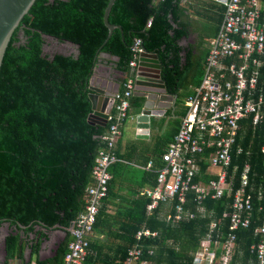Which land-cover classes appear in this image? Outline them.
I'll use <instances>...</instances> for the list:
<instances>
[{"label": "trees", "instance_id": "obj_1", "mask_svg": "<svg viewBox=\"0 0 264 264\" xmlns=\"http://www.w3.org/2000/svg\"><path fill=\"white\" fill-rule=\"evenodd\" d=\"M109 1L36 0L7 47L0 69V233L7 227L3 264L22 259L25 246L31 243L38 250L55 229L63 230L67 240L52 259L37 264H64L70 229L85 209L101 136L108 128L88 120L93 110L89 86L101 54L116 57L118 70L128 73L135 41L140 39L146 52L158 56L169 93L185 102L201 83L206 55L181 45L190 32L186 14L194 9V14L204 16L201 10L184 6L185 0H116L109 22L122 31L116 29L108 38L104 16ZM209 2L216 7V16H206L220 28L224 6ZM49 38L72 45L76 52L46 54ZM142 106V99L134 96L130 113L139 114ZM185 113L186 107L182 115ZM243 125L235 150L240 146L244 151L234 152L228 169L233 192L206 201L211 218L172 225L160 218V209L148 215L150 200L142 196L119 211V230L110 234L118 241L115 256L103 257L102 242L92 240L86 264H125L136 244L142 247V260L148 264H193L211 220L222 221V233L229 234V218L223 219V215L233 212V195L241 186L246 165L250 166L247 191L253 196V218L249 228L236 233L239 250L231 264H256L250 247L259 241L256 234L263 217L258 196L264 186V123L253 126L247 120ZM115 167L119 170L122 165L115 164L112 172ZM207 167L202 164L203 174ZM111 187L112 182L108 196ZM108 222L101 209L95 231L106 234L101 228ZM144 229L158 236L138 241L136 235Z\"/></svg>", "mask_w": 264, "mask_h": 264}, {"label": "built area", "instance_id": "obj_2", "mask_svg": "<svg viewBox=\"0 0 264 264\" xmlns=\"http://www.w3.org/2000/svg\"><path fill=\"white\" fill-rule=\"evenodd\" d=\"M223 6L219 31L209 41L201 83L185 101L186 113L173 141L161 155L162 166L156 169L151 160L144 167L156 175V185L143 193L150 200L147 214L160 209V218L172 225L211 218L206 201L231 196L233 177L229 181L228 169L234 152L244 151L240 146L235 150L243 122L249 120L253 126L264 123V0H224ZM151 24L152 19L147 26ZM133 51L122 90L114 97V110L108 112V128L101 136L102 146L86 189L85 209L70 229L64 264H86L95 225L109 193L111 168L122 161L118 143L131 117L139 59L146 52L140 39L135 41ZM202 164L208 166L205 174ZM249 171L250 166L246 165L241 186L233 195V212L223 215V219L229 218V234L222 233V221L211 220L193 264L232 263L239 250L236 233L249 228L253 218V196L247 191ZM204 175L214 178L205 181ZM258 198L263 217L256 234L259 241L250 247V253L256 264H264V186ZM161 207L166 210L161 211ZM156 236L157 232L144 229L136 239ZM149 253L153 254V250ZM143 254L142 247L136 244L129 250L125 264H148L142 260ZM249 262L253 263L252 258Z\"/></svg>", "mask_w": 264, "mask_h": 264}, {"label": "crops", "instance_id": "obj_3", "mask_svg": "<svg viewBox=\"0 0 264 264\" xmlns=\"http://www.w3.org/2000/svg\"><path fill=\"white\" fill-rule=\"evenodd\" d=\"M189 4L190 6H195L196 9L201 10L204 13V16L194 14V9H190L186 14L187 16L185 20L189 21L190 32L189 35L182 40L181 45L187 49H198L201 51V55L207 56L209 41L217 35L219 23L214 21L215 23L212 24V28L207 34L205 33L202 36V39L200 36L202 31L200 33L197 32L199 30H196V24L198 25L200 22L204 23L203 20H206L207 18L206 15L212 16V13L214 14L217 9L214 4L209 2V0H185L183 5L186 6ZM214 16L216 15L214 14ZM48 41L49 40H47V43ZM200 44H203V46L200 47ZM117 61L118 59L116 57L100 56V60L96 66V73L100 82H105L106 84L108 82L116 88L119 87L120 91L122 90V85L127 73L118 70L116 66ZM136 93L137 90L135 89L134 96L138 97L136 96ZM172 95L177 97V100H174L172 103L165 102L168 108L163 111L164 113L162 116L152 118L148 139L138 138L136 123V116L138 114L135 115L134 113H131V117L127 120L123 128V134L118 143V154L125 156V158L120 162L122 165L121 169L116 170L115 167L113 172L111 171L112 187L110 195L107 196V201H105L101 207L109 220L108 225L106 224L105 228H101V230H106L108 234L95 231L93 236V241L99 240L104 246L103 257H105V255L115 256L118 241L116 238L112 236L110 237V234L119 230V211L125 209L128 204H132L140 197L145 196L143 195L144 191L153 188V185L156 182L155 173L146 171L144 167L151 160L154 161L156 169L162 166L161 155L166 152L168 145L173 141L179 130L180 119L185 111V102H182L180 96ZM138 98H141L142 103H144V98ZM114 107L115 102L113 101L108 106L107 111L113 112ZM162 210L164 212L166 207L165 209L161 207V211ZM109 226L111 227V230H109ZM6 236L7 232L4 234L0 233V264H3L6 259L4 245ZM67 237L68 235L61 229L51 230L49 238L42 241L38 250L34 251V244L32 245V243L26 245L23 258L15 259L11 264H37L38 261L52 259L57 254L60 246L67 240ZM32 238H34V236H32ZM37 242L38 240L36 243Z\"/></svg>", "mask_w": 264, "mask_h": 264}, {"label": "water", "instance_id": "obj_4", "mask_svg": "<svg viewBox=\"0 0 264 264\" xmlns=\"http://www.w3.org/2000/svg\"><path fill=\"white\" fill-rule=\"evenodd\" d=\"M221 4L224 0H214ZM36 0H0V69L10 43V40L19 27L21 21L30 11ZM116 0H110L105 11L104 23L109 30L110 38L116 29L122 31L120 26L109 22V15ZM101 56H109L101 54ZM161 63L155 53L145 52L139 59L135 88L136 96L144 98L141 112L136 116L138 138L148 139L152 118L162 116L168 106L165 102H174L177 97L168 92L165 82L161 77ZM103 83V84H102ZM90 97L93 102V110L89 115V122L106 127L108 119V106L114 101L119 87L116 88L107 82H100L94 70L90 81Z\"/></svg>", "mask_w": 264, "mask_h": 264}, {"label": "rangeland", "instance_id": "obj_5", "mask_svg": "<svg viewBox=\"0 0 264 264\" xmlns=\"http://www.w3.org/2000/svg\"><path fill=\"white\" fill-rule=\"evenodd\" d=\"M214 14L212 13V16H214ZM203 21H204V23L200 22L198 25L196 24V30H199L197 32L200 33L202 31L201 35H200L201 39H202V36L205 33L207 34L209 32V30L212 28L211 27L212 24L215 23L209 16L206 18V20L204 19ZM20 38H21L22 42L25 40L22 33H20ZM48 40L49 41L45 47V53L48 55H53L54 53L70 54V53L76 52V48L70 44H61V43L57 42V40H55V39H48ZM214 171H217V170H214ZM6 232H7L6 228L2 229V231H1L2 234L6 233Z\"/></svg>", "mask_w": 264, "mask_h": 264}]
</instances>
